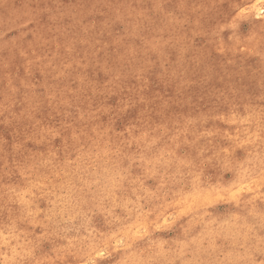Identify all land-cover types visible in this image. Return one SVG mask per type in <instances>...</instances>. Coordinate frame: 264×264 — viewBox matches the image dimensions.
<instances>
[{
	"label": "rangeland",
	"instance_id": "1",
	"mask_svg": "<svg viewBox=\"0 0 264 264\" xmlns=\"http://www.w3.org/2000/svg\"><path fill=\"white\" fill-rule=\"evenodd\" d=\"M258 3L0 0V264H264Z\"/></svg>",
	"mask_w": 264,
	"mask_h": 264
},
{
	"label": "bare ground",
	"instance_id": "2",
	"mask_svg": "<svg viewBox=\"0 0 264 264\" xmlns=\"http://www.w3.org/2000/svg\"><path fill=\"white\" fill-rule=\"evenodd\" d=\"M263 6V5H262ZM257 11H256V13L259 15V14H262V10L264 9V6L263 7H261V4H256L255 5V7H254ZM264 11V10H263ZM261 12V13H260ZM162 57L164 56V55H161ZM173 58H175V57H173ZM175 60V59H174ZM201 86V85H200ZM233 119V118H232ZM229 153V152H228ZM68 213V212H67ZM56 221V220H55ZM52 222V221H51ZM3 231V230H2ZM64 248V247H63Z\"/></svg>",
	"mask_w": 264,
	"mask_h": 264
}]
</instances>
